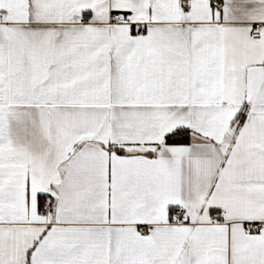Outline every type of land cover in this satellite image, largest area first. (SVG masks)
Masks as SVG:
<instances>
[{
    "label": "snow or ice",
    "instance_id": "1",
    "mask_svg": "<svg viewBox=\"0 0 264 264\" xmlns=\"http://www.w3.org/2000/svg\"><path fill=\"white\" fill-rule=\"evenodd\" d=\"M0 264H264V0H0Z\"/></svg>",
    "mask_w": 264,
    "mask_h": 264
}]
</instances>
